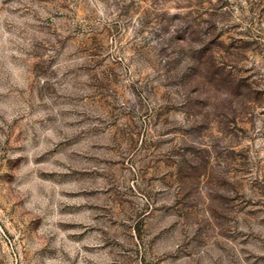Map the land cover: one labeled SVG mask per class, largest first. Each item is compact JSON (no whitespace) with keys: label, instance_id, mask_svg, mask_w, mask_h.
Returning <instances> with one entry per match:
<instances>
[{"label":"rangeland","instance_id":"obj_1","mask_svg":"<svg viewBox=\"0 0 264 264\" xmlns=\"http://www.w3.org/2000/svg\"><path fill=\"white\" fill-rule=\"evenodd\" d=\"M0 264H264V0H0Z\"/></svg>","mask_w":264,"mask_h":264}]
</instances>
